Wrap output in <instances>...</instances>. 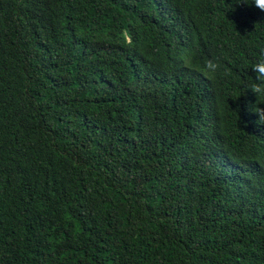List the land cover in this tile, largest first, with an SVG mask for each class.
Returning a JSON list of instances; mask_svg holds the SVG:
<instances>
[{
  "label": "trees",
  "instance_id": "obj_1",
  "mask_svg": "<svg viewBox=\"0 0 264 264\" xmlns=\"http://www.w3.org/2000/svg\"><path fill=\"white\" fill-rule=\"evenodd\" d=\"M239 3L0 0V264H264Z\"/></svg>",
  "mask_w": 264,
  "mask_h": 264
},
{
  "label": "clouds",
  "instance_id": "obj_2",
  "mask_svg": "<svg viewBox=\"0 0 264 264\" xmlns=\"http://www.w3.org/2000/svg\"><path fill=\"white\" fill-rule=\"evenodd\" d=\"M239 4H247L254 6L261 12H264V0H240ZM186 60L189 58H185ZM220 68V65L214 59L205 61V71L215 73ZM251 72L253 74V82L250 84V91L257 97L255 104L249 105L251 114L258 117L256 123L264 125V107H261V100H264V53H262L254 63L251 64Z\"/></svg>",
  "mask_w": 264,
  "mask_h": 264
}]
</instances>
